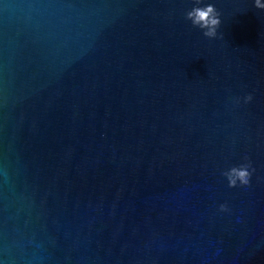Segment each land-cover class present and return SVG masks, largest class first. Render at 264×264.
<instances>
[{"label":"water","instance_id":"1","mask_svg":"<svg viewBox=\"0 0 264 264\" xmlns=\"http://www.w3.org/2000/svg\"><path fill=\"white\" fill-rule=\"evenodd\" d=\"M208 4L0 0V264H264V10Z\"/></svg>","mask_w":264,"mask_h":264},{"label":"clouds","instance_id":"2","mask_svg":"<svg viewBox=\"0 0 264 264\" xmlns=\"http://www.w3.org/2000/svg\"><path fill=\"white\" fill-rule=\"evenodd\" d=\"M193 2L197 6L186 13V19L191 21L193 27L201 29L205 37L209 39L215 38L217 36V29L221 25L220 13L211 4L203 7L199 6L202 0H193ZM254 7L264 10V3L261 0H254ZM251 99L252 97L249 95L246 98V102L251 101ZM250 167V164H241L239 167H232L230 170L222 173V175L227 179L228 186L231 188L237 187L238 184L247 187L249 186L252 174L249 171ZM220 210L227 211V206L221 205Z\"/></svg>","mask_w":264,"mask_h":264}]
</instances>
